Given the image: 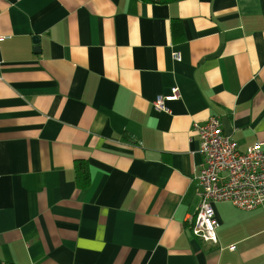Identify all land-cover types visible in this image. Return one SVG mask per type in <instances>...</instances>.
<instances>
[{
  "label": "crops",
  "instance_id": "1",
  "mask_svg": "<svg viewBox=\"0 0 264 264\" xmlns=\"http://www.w3.org/2000/svg\"><path fill=\"white\" fill-rule=\"evenodd\" d=\"M0 12V264H264V205L214 204L216 244L189 225L195 124L218 118L241 151L264 144V0Z\"/></svg>",
  "mask_w": 264,
  "mask_h": 264
},
{
  "label": "built area",
  "instance_id": "2",
  "mask_svg": "<svg viewBox=\"0 0 264 264\" xmlns=\"http://www.w3.org/2000/svg\"><path fill=\"white\" fill-rule=\"evenodd\" d=\"M175 59L179 60V56L175 55ZM180 98L179 88H173L170 96L158 98L153 105L156 110L168 111L166 101ZM194 129L200 138L204 166L197 177L200 205L189 225L196 237L216 244L214 204L231 203L244 211L264 205V144L241 151L215 117L204 124L196 123Z\"/></svg>",
  "mask_w": 264,
  "mask_h": 264
},
{
  "label": "trees",
  "instance_id": "3",
  "mask_svg": "<svg viewBox=\"0 0 264 264\" xmlns=\"http://www.w3.org/2000/svg\"><path fill=\"white\" fill-rule=\"evenodd\" d=\"M141 1L149 4H172L183 0H141ZM76 170H77L76 179L78 185L83 189L87 188L91 183L88 164L83 161H77ZM7 264H17V263H7Z\"/></svg>",
  "mask_w": 264,
  "mask_h": 264
},
{
  "label": "water",
  "instance_id": "4",
  "mask_svg": "<svg viewBox=\"0 0 264 264\" xmlns=\"http://www.w3.org/2000/svg\"><path fill=\"white\" fill-rule=\"evenodd\" d=\"M37 44L39 45V40H38ZM227 126H228V128H226V125H225V129H226L227 133H229L231 126L229 124H227Z\"/></svg>",
  "mask_w": 264,
  "mask_h": 264
}]
</instances>
